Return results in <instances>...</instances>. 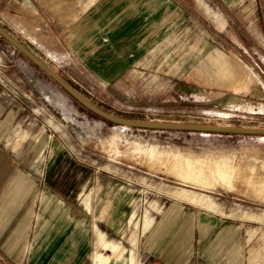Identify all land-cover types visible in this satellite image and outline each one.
I'll list each match as a JSON object with an SVG mask.
<instances>
[{"label":"rangeland","instance_id":"374dc122","mask_svg":"<svg viewBox=\"0 0 264 264\" xmlns=\"http://www.w3.org/2000/svg\"><path fill=\"white\" fill-rule=\"evenodd\" d=\"M54 1L0 0V26L98 108L131 120L264 129V9L258 0L227 6L140 0L120 23L107 6L87 7L89 0H59L52 15ZM128 1L115 0L117 9ZM190 54L202 59L188 74ZM0 154L35 178L38 194L46 190L62 199L72 191L69 202L83 212L88 229L108 216L101 213L107 199L124 209L109 217L114 227L100 224L121 247L119 257L109 251L108 264H130L133 256L141 262L140 231L164 209L183 203L201 209L171 194L184 189L208 195L213 211L264 232V135L111 123L2 36ZM187 159L204 167L208 183L176 172ZM223 164L225 178L209 168ZM87 195L97 204L93 214L83 204Z\"/></svg>","mask_w":264,"mask_h":264},{"label":"crops","instance_id":"0c3cea01","mask_svg":"<svg viewBox=\"0 0 264 264\" xmlns=\"http://www.w3.org/2000/svg\"><path fill=\"white\" fill-rule=\"evenodd\" d=\"M208 1L227 6L239 0ZM258 1L264 9V0ZM139 3L140 0H129L120 10L115 0H103L101 5L89 0L86 6L95 5L97 10L107 6L115 22L120 23L134 15ZM54 9L51 4L52 15L56 13ZM191 55L187 56L188 74L202 59ZM251 63L259 66L257 60ZM232 102L236 101L230 99L227 104ZM9 159L0 154V264H86L88 260L91 264H108L110 250L117 257L121 255L120 244L110 240L108 231L100 229L102 224L114 227L110 223L116 209L112 202L107 199L102 205L101 213L108 216L93 222L88 229L83 212L69 202L72 191L70 195L63 193L62 199L55 195L52 198L46 190L38 194L35 178ZM184 190L187 192L171 194L201 209L191 203L176 204L164 209L161 216L151 218L149 228L140 231L141 262L133 256L130 264H264V232L258 230V225L253 229L247 221L219 214L213 211L217 208L208 195ZM82 195L78 193L79 197ZM83 204L88 214L97 209L92 196L87 195ZM117 207L116 210H124ZM134 216L135 213L131 219ZM144 225L148 227L146 219H141V228Z\"/></svg>","mask_w":264,"mask_h":264},{"label":"water","instance_id":"95a60500","mask_svg":"<svg viewBox=\"0 0 264 264\" xmlns=\"http://www.w3.org/2000/svg\"><path fill=\"white\" fill-rule=\"evenodd\" d=\"M0 36L14 45L21 53H23L31 62L43 70L55 82H57L64 90H66L73 98H75L81 105L93 112L97 116L117 125L162 131H193L205 133H222V134H243V135H264L262 128H244V127H229V126H215L205 124H184V123H170L160 121H141L120 118L114 116L87 100L77 90H75L67 81L57 75L50 67H48L42 60L34 55L29 49L22 45L18 40L11 36L2 26H0Z\"/></svg>","mask_w":264,"mask_h":264},{"label":"bare ground","instance_id":"6f19581e","mask_svg":"<svg viewBox=\"0 0 264 264\" xmlns=\"http://www.w3.org/2000/svg\"><path fill=\"white\" fill-rule=\"evenodd\" d=\"M59 3H60V1L56 0V1H54L53 5L55 7H57L59 5ZM229 104L234 105L235 102H232V103H229ZM235 106H237L238 109L243 108V106L240 105V104L239 105L237 104ZM151 155H154V153H151ZM173 168L176 170L177 173L181 174L184 178L193 180L194 183H198V182L202 183V184L208 183L207 178L205 177V174H204L205 173L204 167L202 165L199 166L194 161H191V160L187 159L186 162H184L183 164H181L179 166L176 165ZM209 168H210V170L212 172L218 173L220 177L225 178L227 176L228 166L225 165V164L219 165L217 167L209 166Z\"/></svg>","mask_w":264,"mask_h":264}]
</instances>
